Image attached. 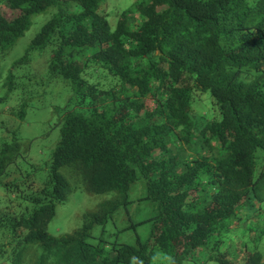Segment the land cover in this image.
<instances>
[{"label":"trees","instance_id":"obj_1","mask_svg":"<svg viewBox=\"0 0 264 264\" xmlns=\"http://www.w3.org/2000/svg\"><path fill=\"white\" fill-rule=\"evenodd\" d=\"M103 4L0 0V54L50 16L1 82L9 113L66 95L44 165L17 132L0 135V264H184L204 251L219 264H264L257 251L241 247L234 261L222 249L264 202V0H137L115 28ZM65 168L110 199L53 235L72 191ZM138 183V200L155 206L133 225L150 223L148 239L106 237Z\"/></svg>","mask_w":264,"mask_h":264},{"label":"rangeland","instance_id":"obj_2","mask_svg":"<svg viewBox=\"0 0 264 264\" xmlns=\"http://www.w3.org/2000/svg\"><path fill=\"white\" fill-rule=\"evenodd\" d=\"M103 9L100 12L110 21L111 26L115 28L118 17L126 10L133 7L137 0H103ZM50 16H40L35 19L26 34L5 54H0V135L5 133L4 138L8 137L9 132H17V139L23 149H29L31 161L33 163L44 165L48 154L54 149L59 139V128L55 127L56 116L53 113L55 106L65 101L66 95L61 92L49 93L47 95L35 96L31 102L27 115L24 118H16L9 113L8 101L5 99L7 91L1 86L2 80L6 77L13 64L25 55L27 48L32 40L39 33L44 22ZM41 21V22H40ZM209 99V95H206ZM198 99L194 102V109L199 114H206L208 110L203 111L201 105L197 106ZM260 166L264 167V164ZM61 173L68 179L72 191L67 201L57 206L56 216L51 222L49 232L53 235H69L75 232L83 224V217L96 211L99 204L107 201L109 195H96L86 191L81 180L74 177L69 168L61 170ZM135 185L129 195L133 203L127 209L122 207L114 220L107 224L106 237L112 236L119 231L121 242L135 244L137 237L147 240L152 229L150 223H144L140 226H133L134 222L145 221L154 214L155 206L147 200H138L146 190H137ZM144 185V184H143ZM256 205L248 213L250 220H243L244 229H235V234L231 235L230 240L224 245L223 250H229L231 258L235 261L241 247L248 248L250 251H257L263 256L264 260V202ZM128 228L127 230H125ZM136 229V230H135ZM115 231V232H114ZM207 252H197L192 258L185 261L184 264H219L216 260H208ZM163 261L157 256L153 264H160Z\"/></svg>","mask_w":264,"mask_h":264}]
</instances>
